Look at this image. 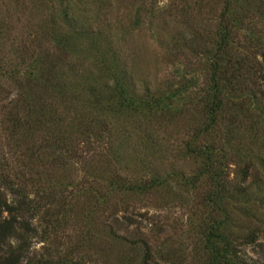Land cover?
<instances>
[{
  "label": "rangeland",
  "instance_id": "obj_1",
  "mask_svg": "<svg viewBox=\"0 0 264 264\" xmlns=\"http://www.w3.org/2000/svg\"><path fill=\"white\" fill-rule=\"evenodd\" d=\"M69 1L72 25L55 17L49 0H0V160L17 184L16 171L25 176L31 197H53L32 221L39 235L31 257L49 251L54 258L69 253L70 264H144L146 256L148 264H208L204 223L210 216L220 219L205 203L212 188L207 177L186 185L203 171V161L189 149L215 138L225 151L231 188L241 186L242 171L249 169L242 188L252 196L226 209L238 237L258 235L240 256L247 264H264V129H252L249 117L256 118L248 105L229 110L215 132L203 133L200 98L225 0ZM232 9L239 18L236 47L259 61L264 0H234ZM72 34L73 54L59 45ZM39 58L55 66L56 75L33 86L30 77L42 78L32 70ZM102 62L122 71L137 97L151 101L183 93L169 111L114 116L109 98L100 94L110 82L100 71ZM90 112L96 125L87 124ZM10 115L41 125L33 134L19 128L13 135L5 120ZM229 130L235 132L231 144L220 141ZM153 179L161 184L147 192L110 183L138 189Z\"/></svg>",
  "mask_w": 264,
  "mask_h": 264
},
{
  "label": "trees",
  "instance_id": "obj_2",
  "mask_svg": "<svg viewBox=\"0 0 264 264\" xmlns=\"http://www.w3.org/2000/svg\"><path fill=\"white\" fill-rule=\"evenodd\" d=\"M52 9L56 11L57 15L61 16L66 24L72 25L73 16L70 11L69 0H49ZM234 0H225V6L221 14V19L218 23V35L217 41L213 45V50L210 51L209 56V78L207 80V88L204 92V97L200 98L204 110L205 127H203V133L215 132L221 124L223 116L229 111L239 107L243 109L244 106H248L249 110L254 114L256 120L253 122L251 115L249 119H252L251 126L261 127L264 129V52L257 55L260 59L256 60V57L249 59L252 56V52H242L237 46L235 41L237 40V32L240 31L239 18H234L232 4ZM3 29H0V34ZM74 34L71 36H63L62 43H59L60 47H63L65 51L74 53V49L77 45H72ZM249 49H251L249 47ZM254 55V54H253ZM257 58V59H258ZM45 60V57H44ZM44 61L39 58L35 59L38 74L42 78L30 77L28 81L34 83L33 86L46 85V77H52L56 75L55 66H41ZM73 71V70H72ZM100 71L104 74L105 78L110 81L106 83L103 91L100 93L103 97H108V103L111 104V108H108L112 115L125 114L134 115L138 117H149V114L157 111H169L172 101L175 98L181 97L182 93L174 96L173 98L153 99L137 97L135 91L132 89L129 81L125 77L122 71H114L109 66L102 62ZM32 73V72H31ZM30 73V74H31ZM51 75V76H49ZM63 77V76H61ZM42 81V82H40ZM50 82V81H48ZM41 83V84H39ZM65 87V85H64ZM93 92V91H92ZM96 95L95 98L97 99ZM169 100V103H166ZM38 103V99L34 100V103ZM100 100L95 103V105ZM29 103V101H28ZM238 109V110H239ZM44 112V109H41ZM235 111V110H234ZM32 112V111H31ZM6 117V122L12 124L13 135L14 132L22 128L29 134H33L34 129L41 125L37 122V119H33L37 124L34 126L29 122L22 123L20 119L10 115ZM48 120L44 123L49 126L53 123L52 117L46 113ZM39 118V117H38ZM46 118V117H45ZM97 117L90 112V121L87 122L89 126L96 125ZM248 119V118H247ZM82 122V121H81ZM84 124V122H82ZM82 126V124H80ZM88 127L87 125H84ZM89 128V127H88ZM235 132L229 130L226 135L220 138V141L226 140V143L231 144V137ZM230 138V139H228ZM209 145H204L199 149H189L190 152L195 155L196 158L203 161V171L194 177L186 186L194 187L201 178L207 177L211 185V192L205 196V203L207 206L213 209V212L220 218L213 219L208 217V222L205 220V232L206 237V251L209 257L208 264H247L240 256L241 248L245 246H252L258 240V235L253 232L249 234L248 238H240L235 232L236 227L231 226L233 219L227 213V209L230 205L236 206L233 203H238L242 206L244 200H248L252 196L249 194L248 189L242 188V185L246 184L249 178V169L242 171L243 177L240 182L241 186L230 187L227 182V178L223 170V161L226 158L225 151L216 147V139ZM219 141V142H220ZM190 147V145H189ZM219 155H222L219 159ZM35 157L32 155V159ZM263 160V159H262ZM8 166L4 161L0 160V264H70L69 253L66 256L54 258L51 252H47L40 258L31 257V249L33 240L38 237L39 233L32 221L37 218L40 213L49 208L52 205L53 197L50 195L38 197L39 192L34 197L27 191V183L24 179V175L21 173H15L18 184L12 179V175L8 172ZM22 177V179H21ZM111 187L118 189H125L127 191H144L147 192L150 189L157 187L160 183L158 179H153V182L149 185H145L142 188L138 186L130 187L126 189L120 182L115 183L111 181ZM164 183V182H163ZM120 184V185H119ZM230 187V188H229ZM136 188V189H134ZM5 191H8L12 197L11 201H8ZM143 192V193H144ZM46 194V193H43ZM237 194V195H236ZM49 196V197H48ZM49 227H54V222L49 223ZM48 229V227H47ZM47 230H45V236H47ZM47 237H45L44 240ZM150 259L148 256L145 258V263L148 264Z\"/></svg>",
  "mask_w": 264,
  "mask_h": 264
}]
</instances>
